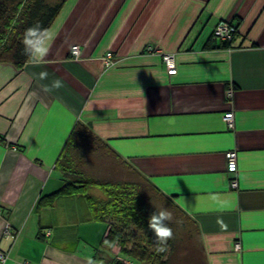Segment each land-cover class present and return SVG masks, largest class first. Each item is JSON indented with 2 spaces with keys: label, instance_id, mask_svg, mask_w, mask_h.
<instances>
[{
  "label": "crops",
  "instance_id": "0c3cea01",
  "mask_svg": "<svg viewBox=\"0 0 264 264\" xmlns=\"http://www.w3.org/2000/svg\"><path fill=\"white\" fill-rule=\"evenodd\" d=\"M220 20L237 27L231 43L212 35ZM48 30L55 39L43 65L0 62L7 264H119L79 245L76 222L91 220L83 197L36 209L61 184L55 161L77 122L195 222L204 264H264V0H66ZM148 45L175 54V74ZM45 70L48 79L33 76ZM54 78L66 86L43 92ZM229 110L233 129L222 118Z\"/></svg>",
  "mask_w": 264,
  "mask_h": 264
},
{
  "label": "trees",
  "instance_id": "16d2710c",
  "mask_svg": "<svg viewBox=\"0 0 264 264\" xmlns=\"http://www.w3.org/2000/svg\"><path fill=\"white\" fill-rule=\"evenodd\" d=\"M65 2L66 0H0V62H8L21 68L28 61L21 43L25 30L36 23L48 29ZM88 153H102L113 160L118 168L126 171L127 177L99 178L90 175L84 166ZM54 167L60 173L61 184L52 193L41 195L36 202V209L52 206L58 196L83 197L90 219L104 221L107 225L102 241L110 246H117L130 264L132 260L140 264H170L171 258L176 255L175 237L168 242L169 250L166 253L157 254L152 247L153 234L147 230V218L150 213L158 210L153 205L154 197L189 223L197 236L195 222L170 197L83 123L77 122L72 127ZM92 190H97L100 194ZM169 226L174 233L171 223ZM134 230L144 231L145 234L137 235Z\"/></svg>",
  "mask_w": 264,
  "mask_h": 264
},
{
  "label": "rangeland",
  "instance_id": "374dc122",
  "mask_svg": "<svg viewBox=\"0 0 264 264\" xmlns=\"http://www.w3.org/2000/svg\"><path fill=\"white\" fill-rule=\"evenodd\" d=\"M55 1V0H48ZM86 171L99 178L116 177L124 178L127 174L121 168L116 166V163L102 153H88L85 157L84 163ZM123 171V172H122ZM120 172V173H119ZM122 173V174H121ZM114 175V176H113ZM120 176V177H118ZM92 192L100 194L97 190ZM155 198V197H154ZM153 205L159 210L160 208H167L172 213L173 211L165 204L160 202L157 198L154 200ZM174 220L170 222L174 228L176 240V255L171 258L170 264H204L199 249L197 248L198 238L195 231L189 223L183 221L180 217L173 213ZM76 235L78 237L79 245L85 242L93 251L99 252L104 257H109L113 260H123L125 256L118 251L117 246H110L106 241H102L107 232V225L102 221L83 220L79 219L76 222ZM137 235L144 236V231H135ZM153 241V238L152 240ZM116 250V251H115ZM132 264H140L136 260L131 261Z\"/></svg>",
  "mask_w": 264,
  "mask_h": 264
},
{
  "label": "clouds",
  "instance_id": "9594fccd",
  "mask_svg": "<svg viewBox=\"0 0 264 264\" xmlns=\"http://www.w3.org/2000/svg\"><path fill=\"white\" fill-rule=\"evenodd\" d=\"M54 39V35L48 29L42 28L39 23H36L28 27L23 34L21 41L23 54L28 57L32 65H43ZM33 76L39 81H44L48 79L49 73L45 70L33 74ZM65 86V82L60 78L52 79L49 84L40 85L41 90L45 93L58 91ZM173 220V213L167 208L155 210L147 218V230L153 234L152 247L157 254L166 253L169 250L168 242L174 238L173 229L169 224ZM0 264H7V261H2ZM89 264H94V262L90 260Z\"/></svg>",
  "mask_w": 264,
  "mask_h": 264
},
{
  "label": "built area",
  "instance_id": "2783aa9c",
  "mask_svg": "<svg viewBox=\"0 0 264 264\" xmlns=\"http://www.w3.org/2000/svg\"><path fill=\"white\" fill-rule=\"evenodd\" d=\"M237 33L236 26L231 23L230 21L220 20L216 25L213 27L212 35L214 38L219 39L221 41H225L231 43ZM146 50L152 54H158L161 57L163 62L164 68L168 75H172L176 73V63H175V54L173 52H160L158 49L148 45ZM70 55L71 58L74 60H78L80 58V47L78 44H72L70 47ZM105 65H110L111 60V53L107 52L103 58ZM228 95H231L232 90H227ZM223 120L226 126L229 129L234 128V119H233V112L226 111L223 114ZM225 159V170L227 173L234 175L237 171V163H236V151L235 150H228L224 153ZM230 187L235 188L237 186L236 178L231 177L229 179ZM8 234V232H6ZM234 248L239 249L240 244L238 242L234 243ZM6 256L0 252V261H4ZM126 264H130L129 261H126Z\"/></svg>",
  "mask_w": 264,
  "mask_h": 264
},
{
  "label": "water",
  "instance_id": "95a60500",
  "mask_svg": "<svg viewBox=\"0 0 264 264\" xmlns=\"http://www.w3.org/2000/svg\"><path fill=\"white\" fill-rule=\"evenodd\" d=\"M117 263H119V264H120L121 262H120V261H119V262L117 261Z\"/></svg>",
  "mask_w": 264,
  "mask_h": 264
}]
</instances>
